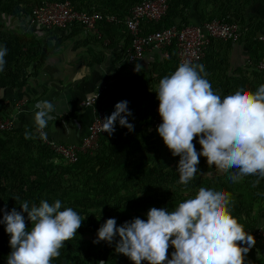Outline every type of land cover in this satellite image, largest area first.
I'll use <instances>...</instances> for the list:
<instances>
[{"label": "trees", "instance_id": "obj_1", "mask_svg": "<svg viewBox=\"0 0 264 264\" xmlns=\"http://www.w3.org/2000/svg\"><path fill=\"white\" fill-rule=\"evenodd\" d=\"M48 1L65 0H0V18L23 20L31 15L36 5ZM78 11L99 12L104 17L115 15L120 23L98 22L97 26L103 39L121 41V49L115 62H120L125 48L130 43L129 32L124 20L131 8L141 0H68ZM256 4L264 0H169L165 14L157 22H145L147 31L176 25L199 24L204 21L219 19L235 22L240 26V38L233 42L211 39L203 58L194 64H203L207 79L215 92L231 94L243 86L255 89L263 82L259 64L264 57V46L257 39L263 33L264 22L257 14L250 12ZM195 11L198 21L190 19ZM16 22V21H15ZM0 22V45L8 49L4 70L0 72V89L15 90L27 85L35 77L46 57L68 38L83 31L82 27H71L65 37L58 41H43L35 31H24L19 26L7 29ZM21 28V29H20ZM46 32V29H44ZM49 32V33H48ZM54 34L55 30H49ZM102 44L95 36L88 35L83 41ZM234 43L243 46L246 55L243 64H232L229 57ZM76 47V46H75ZM168 56L151 60L139 72L122 73L123 66L116 64L114 74L98 96L97 103L104 109L106 116L114 111V105L122 100L128 101L127 107L132 116L129 123L134 125L128 131L117 122L115 131L105 132L98 139V146L84 153H79L77 161L66 163L36 136L35 125H14L0 130V220L5 212L16 208L19 203L28 201L39 204L47 200L50 204L60 200L64 207H71L81 217L86 218L77 230L76 237L65 242L60 256L51 264H122L128 257L117 253L115 241L93 243L97 229L107 218H115L117 225L133 217L146 219V212L151 207L173 209L178 203L191 198L199 187H210L225 191L231 195L232 214L245 227L253 230L264 221V178L246 176L240 182L233 183L228 174L208 165L201 156L196 178L188 185L178 183L176 166L178 156H173L156 130L152 120L158 109L155 88L159 80L171 74L180 64L174 44L167 48ZM102 57L93 58L90 63H101ZM118 65V66H117ZM10 114L6 104H0V117ZM70 116L74 113L68 114ZM25 131L36 138L25 139ZM196 150L201 146L194 139ZM259 181L258 183L256 181ZM19 197V199H15ZM14 198V199H13ZM26 225L30 227V222ZM0 223V264H6L10 252L9 234ZM118 240V237L116 238ZM264 249V240L257 242L246 254L251 259L249 264H264V255L254 257L255 250ZM174 248L168 249L169 258ZM120 256V257H119Z\"/></svg>", "mask_w": 264, "mask_h": 264}, {"label": "clouds", "instance_id": "obj_2", "mask_svg": "<svg viewBox=\"0 0 264 264\" xmlns=\"http://www.w3.org/2000/svg\"><path fill=\"white\" fill-rule=\"evenodd\" d=\"M7 52V47L0 45V72ZM141 68L136 64L133 70ZM206 77L203 64L183 62L162 77L154 90L161 118L156 132L171 154L179 157L178 183L188 185L196 178L201 156L208 165L227 173L233 183L250 175L264 178V83L255 91L241 86L222 97ZM127 105L126 100L114 105V111L100 120L101 132L111 135L117 122L134 130ZM35 108L34 124L43 139L55 108L48 100L38 101ZM24 138L36 137L25 131ZM194 139H198L200 151ZM19 205L21 211L12 208L0 220L10 236L6 264H51L65 242L76 237L86 218L71 207L61 210L60 200L51 204L41 200L31 206L23 201ZM231 205L229 193L199 187L194 196L173 209L149 208L146 219L133 217L117 225L115 218H107L93 243L115 241L114 250L133 264H244L255 239L232 214ZM22 213L27 214L30 227ZM170 245L174 251L169 258Z\"/></svg>", "mask_w": 264, "mask_h": 264}, {"label": "built area", "instance_id": "obj_3", "mask_svg": "<svg viewBox=\"0 0 264 264\" xmlns=\"http://www.w3.org/2000/svg\"><path fill=\"white\" fill-rule=\"evenodd\" d=\"M169 0H141L135 4L129 16L124 20V24L129 32L130 43L125 48L121 63H135L143 60L145 54L158 52L160 59L168 56L167 47L174 44L175 52L180 63L198 62L205 53V49L210 40L220 39L224 41L231 40L236 42L241 35L240 26L235 22H226L219 19L204 21L199 24L186 25L177 27H163L160 29L147 31L144 26L145 22H157L166 12ZM106 21L110 23H120L121 20L115 15L103 16L99 12L87 13L76 10L70 1H48L41 5H36L31 15L23 20H19L21 28L24 31L29 30H55L66 32L71 27H82L86 33L95 34L98 40L103 44H108V39H103L98 22ZM257 39L264 46V33H259ZM259 69L264 71V57L259 64ZM105 88V85L97 86L95 92L91 96H87L82 102L86 108L92 111V118L87 125L86 134L78 143H61L53 139L49 133L46 138H40L37 130L36 136L40 141L47 145L55 154L59 155L66 163H74L77 161L78 154L89 152L98 146V139L105 132H101V121L106 117V112L97 103L98 96ZM95 96L97 98L95 99ZM95 99V101H94ZM94 102V103H93ZM23 103V102H22ZM15 105L16 111L5 118L0 117V130L9 129L16 124L17 118L22 114L21 104ZM161 123L158 111L152 120V128L156 130V126ZM253 235L255 243L264 240V228L258 227L253 230L246 231ZM142 264H147L146 261Z\"/></svg>", "mask_w": 264, "mask_h": 264}, {"label": "crops", "instance_id": "obj_4", "mask_svg": "<svg viewBox=\"0 0 264 264\" xmlns=\"http://www.w3.org/2000/svg\"><path fill=\"white\" fill-rule=\"evenodd\" d=\"M250 12L259 15L264 22V4L254 5ZM190 19L198 21L199 17L195 11L190 13ZM48 31L36 30L35 32L43 38V41L47 40L52 44L61 37H65L67 33L55 31L54 35L48 34ZM88 35L95 36V34L81 30L77 35L63 38L64 41L46 57L37 75L31 77L24 87L15 90L0 89V104H6L10 114L16 111V104L23 102L21 104L22 114L15 121L16 125H35L33 120V114L36 111L35 105L38 101L48 100L54 105L55 110L50 113L54 119L48 121L46 131L53 139L61 143H78L86 134L87 125L92 118V111L90 108L84 107L82 102L95 92L97 86H106L114 74V66L117 63L119 67L123 66L124 72L122 73L124 74L134 71L136 64L145 68L151 60L160 58L159 53L155 51L145 54L143 60L135 63L115 62L122 47V39L114 41L110 45L111 42L107 38L109 46L103 47L104 45H97L92 40L89 44L84 43L83 40ZM228 52L232 64L245 62L246 55L241 44L234 43ZM99 55L103 59L101 63H90L91 59L98 58ZM78 72L80 73L79 77H77ZM262 76L264 82V71H262ZM70 112L75 115H68ZM260 226L264 228V221ZM261 255H264V249L262 251L255 250V258H259ZM123 257L124 255L122 260ZM249 261L251 259L245 258L244 264H249ZM123 263L133 264L129 258Z\"/></svg>", "mask_w": 264, "mask_h": 264}, {"label": "rangeland", "instance_id": "obj_5", "mask_svg": "<svg viewBox=\"0 0 264 264\" xmlns=\"http://www.w3.org/2000/svg\"><path fill=\"white\" fill-rule=\"evenodd\" d=\"M0 22L3 23L4 26L6 25L5 28H7V29H16L17 26H18V28H19V26H21V23L19 25V21L13 20L11 17L6 20V17L3 16L2 18H0ZM142 65H144V64H142ZM262 242H260V243H262ZM122 264H124V263H122Z\"/></svg>", "mask_w": 264, "mask_h": 264}]
</instances>
